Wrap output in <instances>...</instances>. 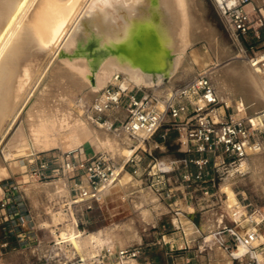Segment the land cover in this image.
I'll use <instances>...</instances> for the list:
<instances>
[{"label":"rangeland","instance_id":"obj_1","mask_svg":"<svg viewBox=\"0 0 264 264\" xmlns=\"http://www.w3.org/2000/svg\"><path fill=\"white\" fill-rule=\"evenodd\" d=\"M200 1L201 8L198 12V18L200 19V23L203 25V27L206 28V36H197L193 44L188 47L189 49L187 48L185 50L186 60L191 64L192 69L186 74H182L180 73V71L177 72L176 77L173 78L171 84H167H170L169 91L183 84L199 71H208L209 73L215 71L217 55L215 54L212 45H208L212 44L213 40L216 41V39V43H218L220 47L225 46L224 48L229 53V57L237 55L238 58H236V60L239 62V64L243 63L248 68H253L258 71L260 75L259 78L264 81V72L259 70L257 67H250V65L247 64L248 61L244 58V53L225 30L218 12L216 11L212 3V0ZM25 19L26 17L24 18V20ZM24 20H22L23 23ZM12 24L14 25V22ZM16 29L17 27L15 25V30ZM18 29L20 30V26ZM210 29H213V31H210ZM14 32V37L12 36V40L10 39L11 42L8 41L10 42V45L9 43H7L8 45L6 44L7 47L5 48H7V51L10 49V46L13 45L14 39L17 35L16 31ZM207 34H209V38ZM29 47H27V50L23 49V53L21 52L22 54L19 53L21 57L24 55L27 59L25 57H22V59L18 57L19 60L17 65L19 63L20 65H16V67L21 68V70H17L15 68L16 71L19 72L17 74L15 73L16 75L13 73V76H11L12 78L10 77V82L8 81V83H11L14 79L15 81L13 82L17 83H12L13 89L12 86L10 87L9 85L8 89H10H6L9 93L11 92L10 90H14L13 93H10L14 96L12 95L11 97V95H8L9 93H5L6 98H3L2 96L3 99H0V106L1 104H3V107L0 108L6 113L7 111H11L10 113L3 114L2 112L4 111L1 112L0 109V115L3 116H0V118H2L0 120V169L2 167H5L8 170L7 176H2L0 174V196H2L3 193L19 194L22 198L23 208H25L24 210H21V212L13 215L7 226L0 225V243H2L6 238L8 239L6 249L0 248V264H4L6 259V263L9 264H43L44 258L49 257L52 258V264H59L60 262H64L68 259L78 257L80 254L75 251L73 246L68 241L64 240L66 239V237L73 233L82 235V238L90 233L99 235V237L104 241V245L101 248L97 247V252H99L101 249L114 251L118 247L141 244L142 246L146 247L149 259L157 262H165L166 259L163 253L164 248H162L160 245H157L158 242L162 243V236L165 235V241L177 242L179 246L182 244L183 239H186L190 242V250L179 252L178 260L180 262H183L185 259L189 258V264H197L199 262L207 264L247 263V259H243L237 262H230V259L227 257L226 253L220 248L219 244L217 243V240L220 242L227 239L226 228L230 229V227L233 225L230 210L226 208L227 194L222 191V186L225 183L224 180L219 181V183H217L216 185V188L210 189L209 196H203L200 191H196L195 193H193L195 190V188H193L192 190H190L193 193V198L188 199V201L181 200V198H178L176 201L167 200L165 198L161 199L159 195L155 194L149 188V184L146 178H144L143 176L135 177L131 175L130 168L128 166L124 167L126 161L123 162V164L120 163V160L116 155L106 154V152L101 150L100 147L93 141L86 142L83 145L82 151L78 150L81 152L79 153L81 154L80 158L84 159L86 157L92 156L93 154H101L107 158H110L118 168L121 167L122 164V170L119 172L115 183H113L107 190L99 195V199H101V202L95 204L92 209L81 211L79 208L71 206L73 209L74 217L78 222V225L76 227L73 219H71L69 206L66 204L69 202V183L67 174L66 171L63 172L60 167L61 162L64 159V154L66 152L74 150H67L65 152H61L59 148H55L45 152L41 150H34L33 154L29 156V158L14 157V155H16V153L21 149H24L28 146L31 148L33 146V138L30 136V134H33L31 132L32 127L34 126L33 128H36L38 126L39 120L42 119L46 112V109H44L43 99L41 101L39 99L42 98L41 93L47 84V74L49 68L52 67V63H54V61H57V58H55L54 60H51L52 62H49L50 64H48V60H46L45 57L44 58L47 62L43 61L44 59H40L42 56L40 57L39 55H37L33 48L31 49L33 50L32 52L30 49L28 52ZM3 51L4 52H1V54H5L6 50L3 49ZM193 52L196 58L198 56V62L196 60H193L195 59ZM32 53H34V55ZM4 54L0 56V60H2ZM190 54L192 56H190ZM31 56L32 58H35L32 59L30 58ZM36 56L39 57V59ZM24 59L26 61H28V59L30 60L28 61V64L30 66L33 65L31 67L32 69L28 68L30 67L29 65L27 67V62H25ZM33 60L35 62H33ZM37 60H42V63L38 61L39 64L41 63L39 65L38 63H36ZM1 62L2 61H0V63ZM29 62L32 64H30ZM21 63L24 65H21ZM46 64H48L47 67ZM35 65L39 70H36ZM39 66H41V68H39ZM23 67H27L31 70V76L33 71L38 72V74L34 72L33 76L36 77H30L33 80L29 79L28 83L25 84L27 88L24 87L25 85H23V88L20 87L23 90L22 91L17 86V80H20L19 77L23 71L22 69H24ZM43 68H45V71L43 70ZM39 71L41 74L39 73ZM93 71L88 72V74L90 73L88 75L90 80L93 78ZM38 75H42L43 77L41 76L40 78L39 76V81L36 82ZM163 81L167 82V79ZM245 81L246 80L241 75H238L234 79L231 77L228 90L222 97L219 98L222 104L225 107H228L230 111H234L242 117L250 115L261 117L260 120H262L264 123V107L253 111L250 106H247L244 103V94L246 92L248 94L252 93L250 86L247 87L248 84ZM30 82H32L33 84H30ZM35 83H37V86H35ZM16 88H19L18 90H21L19 92L21 93V95L19 94L17 97L15 96ZM143 89L151 90L154 93V90L151 88ZM25 93L27 94L20 98ZM101 94L102 91L97 96L98 99L96 97L92 100L91 104H85L83 106L85 112L87 110L91 111V105L96 100H99L101 98ZM24 98H27V100L29 98V100L26 101V99ZM8 99H10V101L11 99H14L13 101L16 100L15 103L17 105H15V103H13L12 101V103L10 104L14 105L12 107H15L14 109L11 108L10 110L8 106L10 101ZM24 100L26 102H22ZM17 101H20L18 102L19 104L17 103ZM41 104H43V106ZM41 107L43 108L40 109ZM6 108H9L10 111H6ZM36 111H38V113ZM41 112H43L44 114ZM39 113L41 115H39ZM91 115L93 118L92 112ZM29 123L35 124H32L31 127ZM28 124L30 126H28ZM28 127L30 128L28 129ZM260 131L261 132L259 134V137L261 138L264 145V126L260 125ZM163 132L164 128H161L159 132L151 140H149V143L147 145L145 144V141L142 142V147L140 148L146 149L147 151L151 152L153 157L157 158L159 162L163 163H169L170 161H177L185 158V155L179 150L178 146L176 145L175 134L173 132H168L165 138H162L161 135ZM22 144L24 145L23 148ZM137 154L143 158L142 167L146 166L150 157H148L146 153L141 152L140 149L138 150ZM42 158L51 160V164L49 166V170L46 172L47 177L39 180L36 176L32 175L31 171L38 166L39 161ZM11 164L17 168L16 171L11 172ZM182 167L183 163H179L178 168L181 170ZM248 169L244 175H236L230 180H226V183H233L232 188L235 191L236 197L242 206L244 204L250 203L252 205L251 207L258 208L264 205V183L261 182L258 178H254V175ZM63 178L65 180H63ZM31 181L33 182L32 186H28L29 189L28 187L25 188V186L30 184ZM123 185L124 187L121 188V186ZM133 187H136L135 190L133 189ZM148 188L149 191L151 190L152 194H154V199L151 196L143 199V196H141L142 192H148ZM124 189H126L127 192ZM137 195L138 200L136 199ZM136 208L139 210H137ZM146 208L148 209V211ZM158 208L164 209L159 210ZM177 213H179L180 216ZM180 219H182V221ZM183 220L190 223L193 228L194 234L189 233V231L184 228V223H180L183 222ZM15 224H18V226L15 227ZM14 234H16V236ZM122 240L125 242V244ZM203 246L206 248L205 251L197 255L196 251L198 247L203 248ZM94 250L95 249H93L89 243H85L82 255H90L89 252H92ZM263 260L264 259H262V261Z\"/></svg>","mask_w":264,"mask_h":264},{"label":"bare ground","instance_id":"obj_2","mask_svg":"<svg viewBox=\"0 0 264 264\" xmlns=\"http://www.w3.org/2000/svg\"><path fill=\"white\" fill-rule=\"evenodd\" d=\"M149 4L150 0H0V56L4 54H1V52H4L3 49L7 51V48L5 47H7V43L10 45L12 36L15 33L14 31L17 33V35L15 34L16 37L14 39L13 45L10 46V49L7 52L5 51L4 57L2 60H0L2 61L0 63V99L5 97V93H9L6 89H8L9 86L11 87L12 83H16L13 82L15 81L14 79L11 83H8V81L10 82L13 73L17 74L19 72L16 71V69L21 70V68L16 67V65L19 60L18 57L21 59L22 57H25L24 55L22 57L19 55V53H23V49L27 50V47L31 46L28 48V52L29 49L31 50L33 48L37 55L43 57L40 59H44L43 61L45 62L48 60V64H50L49 62H52L51 60L57 58V61H54V63H52V67L49 68L47 74V84L41 93L42 98L39 99L40 101L43 99L44 109H46L45 115L42 117V119L40 118L41 120H39V122L37 120L38 126L36 125V128H33L34 126L32 127V124L34 125L35 123H29L32 127L31 132L33 133V136L31 134L30 136L33 138L32 142L34 147H25L27 149H21L19 147L21 150H16L18 152L16 155H14V157L29 158V156L33 154L34 150H41L45 152L55 148H59L61 152H65L67 150L82 151L83 145L86 142L93 141L100 147L101 150L106 152V154L116 155L120 160V163L123 164V162H125L138 148L142 147V142L147 139L146 137L132 138L121 129L110 130L107 127L111 120H108L106 124L95 122L94 118H92L91 111L87 110L88 112H85L83 106L85 104H91L92 100L95 99L99 93L113 81L114 75L119 73L123 76V80L120 81V84L123 87L137 86L139 88L141 87L142 89L151 88L154 90V93L151 90L149 91H151L158 98L160 105L167 101L172 94L173 89L169 91V88L173 78L176 77V73L180 71V73L186 74L192 69L191 64L186 60L185 50L193 44L197 36H206V28L203 27V25L200 23V19L198 18V12L201 8V1L157 0L158 12L161 19L163 20L165 42L173 54L172 66L166 78L167 82L163 81V76L158 75L156 78H154L151 74H147L141 69L133 67L127 60L119 56L108 55L107 57L101 59L93 71L90 66V59H88L83 54V51L88 44H92L95 51L105 50L109 47H116L121 42L128 40L131 33L132 18L142 19L147 17L149 13ZM25 17L26 19L24 20ZM22 20H24V23ZM13 22L14 25L12 24ZM15 25L17 29L20 26V30H15ZM210 31H213V29H210ZM207 36L208 38L210 37L209 34H207ZM214 41L215 40H213V43L211 42L212 44H209L208 46L212 45V48L217 55V63L215 64V71L209 74L216 87L217 95L222 97L226 93L230 86L231 77L234 79L238 75H241L246 80L245 82L248 84L247 87L250 86L252 92L250 94L247 92L244 94V103L247 106H250L253 111L264 107V81L259 78V72L253 68H248L243 63L239 64V62L236 60V58H238L237 55L229 57V53L224 48L225 46L220 47V45L216 43L217 39L215 42ZM32 51L33 50H31V52ZM32 54L34 55V53ZM190 56L192 55L190 54ZM30 58H32V56ZM37 58L39 59V57ZM194 58L195 59L193 60L198 62V56L196 58L194 55ZM28 61L30 60L28 59ZM28 61L25 60V62H27V67L29 65ZM38 61L40 60H37L36 63H38ZM33 62L35 61L33 60ZM48 64H46V67ZM247 64H249L250 67H256L249 62H247ZM18 65H20V63ZM21 65L24 64L21 63ZM32 66L28 68H31ZM27 67H23L24 69H22V73H19L20 80H17V86L19 88H23V85L27 84L29 79H32L30 77H36L33 76L35 71H33L31 76V70ZM39 68H41V66H39ZM37 69L38 68L36 66V70ZM43 70L45 71V68H43ZM92 71L94 74L93 78L90 80L88 77L90 73L88 74V72ZM35 73L38 74V72ZM39 76L41 78L42 75H38L36 82L39 81ZM32 82H30V84H33ZM168 83L170 84L167 85ZM35 86H37V83H35ZM24 87L27 88L26 85ZM18 89L16 88V97L19 94L21 95L19 92L22 89ZM10 91L13 93L14 90ZM10 93L8 95H11L12 97L13 94ZM26 94L27 93L19 97L22 98ZM24 99H26V101L29 100V98L28 100L27 98ZM101 99L102 94L99 100ZM8 100L10 101V99ZM13 100L14 99H11V101L15 103L17 99L15 101ZM11 101L10 103L7 102L9 103L8 106L10 110L14 106L13 104L10 105L12 103ZM26 101L24 100L22 102ZM18 102L20 101H17V103ZM43 104L41 105L43 106ZM2 105L3 104H1L0 107H3ZM15 105L17 104L15 103ZM9 108H6V111L9 110ZM42 108L43 107L40 109ZM2 111L4 110L1 109V112ZM10 112L7 111V113ZM36 112L38 113V111ZM2 113L7 114L5 111ZM39 115L41 114L39 113ZM247 118L251 119L255 125L258 124L264 126L263 121L260 120L261 117L250 115L247 116ZM1 119L2 118H0V120ZM29 124L28 126H30ZM29 128L30 127H28V129ZM23 147L24 145L22 148ZM122 164L121 167H117L118 174L122 170ZM244 166L247 167V169L249 168L248 170H250V172L254 175V178H258L264 183V149H262L260 152L251 154L244 162ZM10 167L11 172L17 170V168L12 164ZM0 174L2 176H7L8 170L5 167H2L0 169ZM230 179L231 178L225 179L224 185L221 186L222 191L227 194L226 208L230 210L232 216L233 208L235 206L241 208L242 205L239 203L236 193L232 188L233 183H226V180ZM63 180L65 179L63 178ZM32 183L33 182L31 181V183L26 185L25 188L32 186ZM113 183H115V181ZM109 187L105 188V190H107ZM122 187H124V185L121 186V188ZM135 188L133 187L134 190ZM124 190L126 191V189ZM144 192L141 193L143 199L148 198L149 196L152 198L155 197L151 190L149 191V188L148 192L146 191L147 193ZM138 195L136 196V199L138 198ZM163 209L164 208H160L159 210ZM69 210L71 219H73V222L77 227L78 222L74 217L71 206L69 207ZM177 214L180 216L179 213ZM180 220L182 221V219ZM180 223H184V228L187 229L189 233L194 234L190 223L184 220ZM81 236L82 235L73 233L64 239L73 246L75 251L80 254V257H84V255H82V251L85 243H89L90 246L95 249L94 251L89 252L90 255L97 252V247L101 248L104 245V241L97 234L90 233L83 238ZM123 243L125 244L124 241ZM240 252L242 253V250H240ZM262 259H264V255L258 254L257 260L259 264L264 263V260L262 261Z\"/></svg>","mask_w":264,"mask_h":264},{"label":"built area","instance_id":"obj_3","mask_svg":"<svg viewBox=\"0 0 264 264\" xmlns=\"http://www.w3.org/2000/svg\"><path fill=\"white\" fill-rule=\"evenodd\" d=\"M212 3L244 58L264 72V0H212ZM121 80L122 74H115L113 81L102 90V99L90 107L93 118L102 124L111 120L110 130L121 129L132 138L146 137V145L161 128H164L162 138L168 132L175 134L176 145L185 158L163 163L151 152L138 148L124 164L130 168L131 175L146 178L149 188L161 199L188 201L196 191L209 196L210 189L216 188L219 181L244 175L247 171L244 162L264 148L259 137L260 125L222 104L207 71H199L173 88L170 98L162 105L151 91L137 86L123 87ZM139 149L150 157L144 167L143 158L137 154ZM79 153L78 150L65 153L60 167L67 172L69 181L66 204L82 211L101 202L99 195L115 181L118 171L110 158L93 154L81 159ZM179 163H183L181 170ZM50 164L51 160L40 159L32 175L39 180L46 178ZM251 206L250 203L241 208L235 206L231 216L233 225L226 228L227 239L217 240L230 262L247 259L246 264H259L257 255H264V205ZM24 209L19 194L3 193L0 225L7 226L11 217ZM164 238L165 235L157 245L164 248L165 262L149 259L146 247L136 244L114 251L101 249L59 264H189V258L180 262L178 256L179 252L191 249L190 242L183 239L179 246ZM7 240L0 243L1 249H6ZM203 248L198 247L197 255L205 251ZM43 264H52V258H44Z\"/></svg>","mask_w":264,"mask_h":264},{"label":"water","instance_id":"obj_4","mask_svg":"<svg viewBox=\"0 0 264 264\" xmlns=\"http://www.w3.org/2000/svg\"><path fill=\"white\" fill-rule=\"evenodd\" d=\"M148 11L145 18H132L131 33L125 42L105 50L94 51L92 44L85 47L83 54L90 59L92 70L108 55L119 56L154 78L161 75L166 80L172 66L173 54L165 42L163 20L158 12L157 0H150Z\"/></svg>","mask_w":264,"mask_h":264},{"label":"crops","instance_id":"obj_5","mask_svg":"<svg viewBox=\"0 0 264 264\" xmlns=\"http://www.w3.org/2000/svg\"><path fill=\"white\" fill-rule=\"evenodd\" d=\"M214 251H215V248H214ZM7 262V259L5 260V263L4 264H9V263H6ZM197 264H207V263H201V262H199V263H197ZM210 264V263H209Z\"/></svg>","mask_w":264,"mask_h":264}]
</instances>
